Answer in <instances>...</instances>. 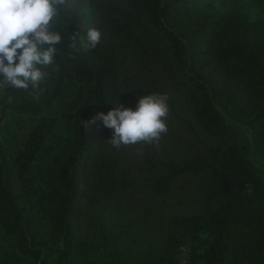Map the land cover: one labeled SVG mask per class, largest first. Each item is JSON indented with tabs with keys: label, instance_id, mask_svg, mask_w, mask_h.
<instances>
[{
	"label": "trees",
	"instance_id": "obj_1",
	"mask_svg": "<svg viewBox=\"0 0 264 264\" xmlns=\"http://www.w3.org/2000/svg\"><path fill=\"white\" fill-rule=\"evenodd\" d=\"M264 0H76L42 91L0 88V264H264ZM102 32L75 59L67 44ZM19 51V50H18ZM0 79H3L0 76ZM167 94L158 142L97 113Z\"/></svg>",
	"mask_w": 264,
	"mask_h": 264
},
{
	"label": "clouds",
	"instance_id": "obj_2",
	"mask_svg": "<svg viewBox=\"0 0 264 264\" xmlns=\"http://www.w3.org/2000/svg\"><path fill=\"white\" fill-rule=\"evenodd\" d=\"M76 0H0V88H30L38 95L41 84L46 81L49 67L59 70L58 46L68 38L69 6ZM67 44L69 55L81 49L90 51L101 42L102 32L94 26L86 28V34L77 41L71 37ZM19 50V51H18ZM168 95L150 93L138 100L135 110L122 104L113 107L107 114L100 112L96 120L112 130L108 143L119 149L138 143L152 144L166 134L169 115Z\"/></svg>",
	"mask_w": 264,
	"mask_h": 264
},
{
	"label": "rangeland",
	"instance_id": "obj_3",
	"mask_svg": "<svg viewBox=\"0 0 264 264\" xmlns=\"http://www.w3.org/2000/svg\"><path fill=\"white\" fill-rule=\"evenodd\" d=\"M250 16L252 18H261L264 16V3H262L260 6L255 7L251 9ZM236 129L238 130L239 134L242 137V140L249 145L251 156L253 161L256 163V165L260 168V170L264 173V155L259 153L251 143L249 139V135L245 129V127L242 124H235Z\"/></svg>",
	"mask_w": 264,
	"mask_h": 264
},
{
	"label": "built area",
	"instance_id": "obj_4",
	"mask_svg": "<svg viewBox=\"0 0 264 264\" xmlns=\"http://www.w3.org/2000/svg\"><path fill=\"white\" fill-rule=\"evenodd\" d=\"M181 256H180V261L179 264H189V250L187 247H182L181 248Z\"/></svg>",
	"mask_w": 264,
	"mask_h": 264
}]
</instances>
